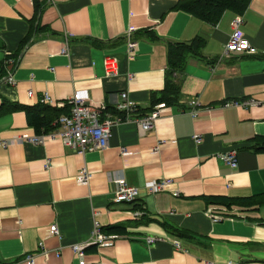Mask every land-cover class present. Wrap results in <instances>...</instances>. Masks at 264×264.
Returning a JSON list of instances; mask_svg holds the SVG:
<instances>
[{
  "label": "crops",
  "instance_id": "1",
  "mask_svg": "<svg viewBox=\"0 0 264 264\" xmlns=\"http://www.w3.org/2000/svg\"><path fill=\"white\" fill-rule=\"evenodd\" d=\"M178 1L0 0V66L15 59V84L4 82L0 69V105L6 99L34 106L44 93L64 102L78 92L113 109L126 91L144 115L167 79L179 87L176 103L166 104L150 131L140 135L134 122H123L111 128L106 149L83 155L57 138L40 145L16 140L38 133L24 110L0 112L1 264H26L28 255L35 264H79L70 245L88 241L93 210L101 229L120 225L125 233L102 230L112 243L87 245L86 264H264V205L227 208L209 200L264 192V106L224 105L264 100V0H251L242 14L226 10L216 23L176 9ZM235 15L256 54L222 55ZM130 29L137 42L132 60L125 51ZM196 36L205 38L200 55H188L173 78L168 44ZM105 56L117 58L116 76L106 75ZM192 98L200 103L194 117ZM230 149L237 151L233 167L218 156ZM82 166L91 172L88 184L76 180ZM117 177L138 188L135 201L112 200ZM165 178V191L144 188ZM213 213L222 218L213 221ZM52 224L60 236L47 235ZM146 237L157 240L148 245Z\"/></svg>",
  "mask_w": 264,
  "mask_h": 264
},
{
  "label": "built area",
  "instance_id": "2",
  "mask_svg": "<svg viewBox=\"0 0 264 264\" xmlns=\"http://www.w3.org/2000/svg\"><path fill=\"white\" fill-rule=\"evenodd\" d=\"M243 20L240 15H235L231 20L232 31L229 35V39L225 45L222 55H227L229 52H242L247 54H256L257 48L252 45L246 34L240 28ZM132 29L126 33V57L128 60L135 58L137 54V42L131 38ZM61 53L69 54L67 46L61 49ZM15 65V59L7 57L3 63L6 70V76L4 82L11 85L15 84L13 77V69ZM104 70L108 76H116L118 74V60L113 56H105L103 60ZM130 78L129 80H131ZM28 94L31 95L32 91L29 90ZM42 103L60 107L67 105L69 107L68 113H62L55 120L56 128L45 134H34L30 136H21L16 139L18 141L31 143L34 145L43 144L47 137L57 138L64 145L70 147L78 154H84L86 151L91 150H103L108 147L109 136L111 128L119 125L123 122H134L140 135H143L150 131L156 119L162 115V112L169 109L165 103L155 104L151 110L144 115H138V109L135 102L129 98L126 91H121L120 100L113 109H107L103 105H93L90 99L82 93H74L66 99L64 102H56L50 98L47 93H44ZM189 113L194 117L200 111V103L198 99L192 98L188 102ZM224 105H236L242 107H250L254 105H263L264 100L249 98L243 100L228 101ZM196 142H200L201 138L194 135ZM9 141H2L1 145L8 146ZM122 154H127L126 147H121ZM219 158L229 166H236L237 164V151L236 149H230L222 152ZM45 167H49V163H46ZM92 175L86 166H82L78 169L76 174V180L83 184H88ZM115 191L113 196L114 202L131 203L138 197V188L127 183L124 177H117L114 179ZM171 184L170 179H159L148 181L145 183L144 188L148 193H158L165 191ZM174 196L178 195V192H173ZM221 209V208H220ZM93 215V228L91 229L90 237L85 243H73L70 245L72 252L78 257L79 264H86L84 249L87 245L105 246L112 243V237L108 236L101 230L100 223L96 219L97 211H92ZM212 220L217 221L222 217L219 214L213 213ZM48 236H60L59 229L55 224L50 225L47 229ZM157 239L153 237H146L148 245L154 243ZM176 248H180V244L174 242ZM46 254V251H44ZM26 264H35V257L28 255L26 258ZM1 264V263H0Z\"/></svg>",
  "mask_w": 264,
  "mask_h": 264
},
{
  "label": "trees",
  "instance_id": "3",
  "mask_svg": "<svg viewBox=\"0 0 264 264\" xmlns=\"http://www.w3.org/2000/svg\"><path fill=\"white\" fill-rule=\"evenodd\" d=\"M251 0H179L175 6L176 9L186 11L197 18L208 22L216 23L221 15L229 10L235 14H242L248 7ZM205 45V38L201 36L194 37L189 42H171L168 44V74H177L190 54L200 55L202 48ZM4 68L3 64L0 69ZM2 76V71L0 70V77ZM179 87L175 78L172 80L167 79L164 89L159 93V96H153L154 104L158 102H163L165 104H174L177 101ZM22 109L27 114L28 124L33 127L36 133L45 134L51 132L56 128L55 120L60 113L59 110L39 103L34 106L20 105L16 102H11L4 99L0 105V112L3 111H13ZM264 148V145H259ZM212 203L225 205L227 208L232 205L240 207H260L264 205V192L251 195L248 197H238V198H227L218 197L210 198ZM103 231H115L117 233L124 234L125 229L120 227V225L109 226ZM168 232L176 234L178 236H187L188 233L183 229H167Z\"/></svg>",
  "mask_w": 264,
  "mask_h": 264
}]
</instances>
